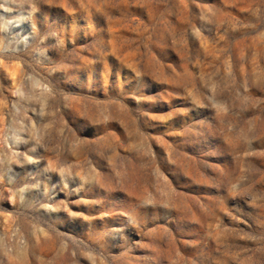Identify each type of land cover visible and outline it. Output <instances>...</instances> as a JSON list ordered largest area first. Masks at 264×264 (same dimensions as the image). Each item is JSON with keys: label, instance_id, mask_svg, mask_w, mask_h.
I'll list each match as a JSON object with an SVG mask.
<instances>
[{"label": "rangeland", "instance_id": "1", "mask_svg": "<svg viewBox=\"0 0 264 264\" xmlns=\"http://www.w3.org/2000/svg\"><path fill=\"white\" fill-rule=\"evenodd\" d=\"M0 264H264V0H0Z\"/></svg>", "mask_w": 264, "mask_h": 264}]
</instances>
